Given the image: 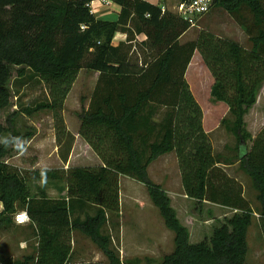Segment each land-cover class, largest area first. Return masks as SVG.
Listing matches in <instances>:
<instances>
[{
	"label": "trees",
	"instance_id": "1",
	"mask_svg": "<svg viewBox=\"0 0 264 264\" xmlns=\"http://www.w3.org/2000/svg\"><path fill=\"white\" fill-rule=\"evenodd\" d=\"M94 1L0 0V112L12 105L13 69L17 92L36 79L43 83L48 101L24 112L52 111L59 156L66 165L76 138L66 127L64 104L82 70L98 73L79 135L102 163L67 170L15 167L6 159L24 151L17 142L28 135L15 128L17 111L6 126L0 121V138L11 134L0 141V229L13 224L22 208L37 240L34 256L0 264H75L76 231L99 248L108 264H125L111 233L105 232L111 219L120 218V177L147 187L175 234V251L161 264H245L254 210L244 185L225 168L234 163L216 155L186 74L198 53L214 80L212 99L229 109L223 125L237 139L240 169L257 192L264 235V127L254 137L246 123L264 85V0H214L213 8L225 10L245 30L251 48L208 30L184 43L190 25L146 0H108L122 10L118 21H102L92 11ZM117 33L126 34L127 42L116 45ZM172 153L189 199L235 212L210 241L190 242L170 197L149 177L150 166ZM29 182L65 183L67 198L32 197Z\"/></svg>",
	"mask_w": 264,
	"mask_h": 264
},
{
	"label": "rangeland",
	"instance_id": "2",
	"mask_svg": "<svg viewBox=\"0 0 264 264\" xmlns=\"http://www.w3.org/2000/svg\"><path fill=\"white\" fill-rule=\"evenodd\" d=\"M157 1L152 0V2ZM167 1H169L168 8L174 12L181 0ZM202 30L211 31L221 38L251 48L245 30L225 10L219 7H214L209 14L199 21L197 27L191 28L183 36L182 42L195 41ZM16 71V69H13L12 105L0 112V121L6 126L8 117L17 111L15 128L22 136L28 135V139L17 142L18 145H23L26 148L23 156L19 158L16 153H12L6 160L15 167L22 164L24 167L29 168V166L41 164V167L45 169L58 168L60 165L57 159L59 152L57 153L58 144L52 111L45 110L30 116L24 112L29 107L47 102L49 92L46 86L37 79L28 82L17 92L15 89ZM98 78L99 74L91 70L84 69L81 71L64 104L63 116L69 131L70 129L73 131L78 130L81 123V114L89 108ZM186 79L194 97L203 109L205 115L204 127L211 137L216 155L223 156L234 163L227 168V171L244 185L245 196L254 210L253 224L248 232L249 251L245 264H264V235L260 226V206L257 200V192L251 179L240 169L235 152L237 139L228 133L223 125L224 119L228 117L229 109L227 105L218 104L212 99L211 88L214 80L198 53H196L191 63ZM246 123L249 132L254 137L264 127V85L259 90L256 106L251 109L246 117ZM10 136V133H5L0 141H6ZM88 160H90V157H88ZM149 177L155 184L160 185L170 197L172 206L176 210L181 223L189 230L192 244L210 241L215 229L222 226L235 213L228 208L210 203H199L186 198L176 153L165 155L155 161L149 168ZM57 185L63 186L61 183H57ZM121 187L124 204L122 203L123 216L119 220L121 228L119 234L121 232V238L125 234V242L126 236L134 242L126 244L128 246L125 245L124 251L122 244L120 245L118 234L116 237L117 244H114L115 249L119 252L125 264H161L167 255L175 251V234L166 227L161 212L152 203L145 185L131 178L122 177ZM45 196L47 197V195ZM132 196L136 197L138 201H130L129 197ZM3 210L4 208H1L0 203V212ZM21 211L25 210L19 208L17 213ZM117 220L111 219V223L105 229L106 233H111L110 229L117 228ZM146 226L149 229L153 228L151 232H159L163 227V230L169 235L160 244L153 235L149 237L144 235L147 232ZM0 237V262L2 263L6 259L21 260L24 257L36 254L37 240L30 225L19 227L13 220V224L5 229H0ZM76 244L77 248L73 261L109 263L99 248L79 232Z\"/></svg>",
	"mask_w": 264,
	"mask_h": 264
},
{
	"label": "crops",
	"instance_id": "3",
	"mask_svg": "<svg viewBox=\"0 0 264 264\" xmlns=\"http://www.w3.org/2000/svg\"><path fill=\"white\" fill-rule=\"evenodd\" d=\"M146 1L151 2L152 4H155V5L163 8V9H166L170 12H173L170 8H168L169 7V1H167V0H158L157 2H152V0H146ZM107 2H108V0H107ZM92 10H93V13L96 15V17L99 20L116 22L119 19V15L121 13L122 8L119 5L115 4L114 2H112L111 4H107L105 2V0H96L92 3ZM127 39H128V37L126 34L117 33L116 37L114 39V43L116 45L123 44V43L127 42ZM190 67H191V65L189 66L188 70H190ZM219 103L220 102H218V104ZM80 127H81V123L79 125L78 130L73 131L72 129H70V132L76 138V142H75V145H74V148H73V151H72V154L70 156L68 164L65 165L62 162V160L60 159V156L57 155V159L59 160L60 165L58 168H55V169L64 168L67 170L71 167H76V166L98 167V166L102 165L100 159L92 151L90 146L80 137V135H79ZM25 149L21 154L18 155L19 158H20V156H23V154L26 152ZM58 152H59V148L57 146V153ZM88 157H90V160H88ZM17 167H19L21 169L23 168L25 170H37V169L46 170L45 168L41 167V164H36L35 166L32 165V166H29V168L24 167V165H22V164L19 166L17 165ZM228 167H230V166H228ZM228 167H225L226 170ZM121 180H122V177H120V199H121L120 218L123 216L122 203L124 204L122 187H121ZM61 184H63V186L57 185V182H53V183L52 182L51 183L50 182H29L28 186H29V191H30V194L32 197H42V196L47 195V197L50 199L67 198V194H68L67 186L65 183H61ZM129 198H130V201H132V202L138 201V199L134 196L129 197ZM186 198L188 199L187 196H186ZM137 208H138V206H137ZM120 218H118V220L116 222L118 224L117 228L110 229V232H111L112 237H113V242L115 245L117 244L116 237L119 234V229H121L120 223H119ZM145 229H147L146 230L147 232H146V234L144 233V235H146L148 237L153 235V237H155V239H157V242L160 244H162L165 240V237H167V235H169V233H167L165 230H163V227L160 229L161 231H159V232H157V231L151 232V230H153L152 227L149 229L146 226ZM119 238H120V241H119L120 245L122 244V248L124 249V251H125V245L126 244L134 242V240L129 239V237H127V236H126V242H125V234H123V238H121V232L119 234ZM150 238H152V237H150ZM77 240H78V232L76 231L73 233V258L75 255V250L77 248V244H76ZM126 246H128V245H126ZM82 262L83 261H76V262L73 261V263H75V264H82Z\"/></svg>",
	"mask_w": 264,
	"mask_h": 264
},
{
	"label": "built area",
	"instance_id": "4",
	"mask_svg": "<svg viewBox=\"0 0 264 264\" xmlns=\"http://www.w3.org/2000/svg\"><path fill=\"white\" fill-rule=\"evenodd\" d=\"M105 2L107 4L112 3L111 1L107 2V0H105ZM213 5L214 0H182L175 8L174 13L193 28L197 27L199 21L210 13L213 9ZM163 11L165 12L166 9H163ZM1 208H3L2 203ZM14 222L17 226L23 227L30 225L31 219L28 212L25 210L15 215Z\"/></svg>",
	"mask_w": 264,
	"mask_h": 264
}]
</instances>
